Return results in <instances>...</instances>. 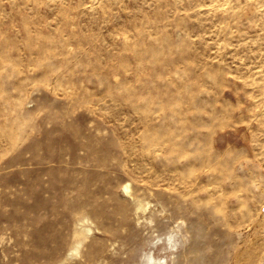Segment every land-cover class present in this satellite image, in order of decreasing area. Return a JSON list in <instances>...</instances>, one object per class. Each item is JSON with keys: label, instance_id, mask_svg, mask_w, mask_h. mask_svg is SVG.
<instances>
[{"label": "rangeland", "instance_id": "374dc122", "mask_svg": "<svg viewBox=\"0 0 264 264\" xmlns=\"http://www.w3.org/2000/svg\"><path fill=\"white\" fill-rule=\"evenodd\" d=\"M0 264H264V0H0Z\"/></svg>", "mask_w": 264, "mask_h": 264}, {"label": "bare ground", "instance_id": "6f19581e", "mask_svg": "<svg viewBox=\"0 0 264 264\" xmlns=\"http://www.w3.org/2000/svg\"><path fill=\"white\" fill-rule=\"evenodd\" d=\"M129 186V185H128ZM128 186H126L125 188L128 189Z\"/></svg>", "mask_w": 264, "mask_h": 264}]
</instances>
